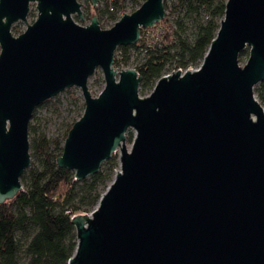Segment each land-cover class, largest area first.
<instances>
[{
	"label": "water",
	"instance_id": "95a60500",
	"mask_svg": "<svg viewBox=\"0 0 264 264\" xmlns=\"http://www.w3.org/2000/svg\"><path fill=\"white\" fill-rule=\"evenodd\" d=\"M86 1L96 9L100 0ZM75 16L84 20L79 0H0V206L23 191L35 110L79 88L85 111L57 166L83 181L121 155L97 208L72 219L68 264H264V109L255 98L264 0H227L201 66L162 77L146 97L139 73L116 70L115 56L165 19L164 0L145 1L109 30ZM19 22L27 29L15 37ZM99 69L105 88L93 97Z\"/></svg>",
	"mask_w": 264,
	"mask_h": 264
},
{
	"label": "trees",
	"instance_id": "16d2710c",
	"mask_svg": "<svg viewBox=\"0 0 264 264\" xmlns=\"http://www.w3.org/2000/svg\"><path fill=\"white\" fill-rule=\"evenodd\" d=\"M103 1L93 11L87 2L86 20L96 16L99 23L106 17L118 22L124 15V0ZM145 1L134 0L133 12ZM226 3L227 0H164L165 11L174 19L166 15L154 28L141 31L137 45L120 47L115 69L122 71L135 64L134 69L142 77V97L151 94L162 77L198 69L220 29ZM162 25L166 27L156 41L144 37L145 32ZM255 95L264 103V82L256 86ZM51 102L38 107L30 123L32 165L22 177L23 191L0 206V264H68L78 243L73 217L90 214L97 208L118 167L112 158L104 164L106 168L83 181L75 180L74 172L59 168L57 159L77 121L67 126L61 140L50 139L36 122L35 114ZM73 102L80 119L85 105L77 97H73Z\"/></svg>",
	"mask_w": 264,
	"mask_h": 264
},
{
	"label": "rangeland",
	"instance_id": "374dc122",
	"mask_svg": "<svg viewBox=\"0 0 264 264\" xmlns=\"http://www.w3.org/2000/svg\"><path fill=\"white\" fill-rule=\"evenodd\" d=\"M134 0H124L125 2V11L124 14H131L134 11ZM79 2L82 4V10H83V16L85 22L79 21V19L75 16L74 19L75 21L81 25V26H87L91 23V21L86 20V13L85 9L87 7V2L86 0H79ZM103 0H100L99 3L103 5ZM95 9L93 5L91 6V10ZM93 11V10H92ZM170 12H166V15H168L169 19L172 20L174 19V16H169ZM123 16V15H122ZM38 17V13L36 10V5L33 4L31 5V11L27 19V23L29 25H32ZM115 23L113 21H110L106 18L102 20L100 23V26L103 30H109L111 29ZM166 27L165 25H162L161 28L159 29H153L150 31L145 32V36L151 40L156 41L158 37L163 33V29ZM27 29V25L23 22H19L15 24L12 28L13 35L15 37L23 34ZM249 58V49L245 51V54L240 57V65L244 67L248 61ZM134 60V59H133ZM135 64L130 67V69H134ZM195 70V69H192ZM89 90L93 97H98L99 94L103 91L105 88V80H104V75L103 72L99 69L95 73L93 77L89 79ZM150 95V94H149ZM141 96V95H140ZM73 97H77L80 99V104L84 105V99L82 96V91L79 88H72L69 90H66L59 96L55 97L52 99L51 103L47 106H45L43 109H38V112L35 114L36 116V122L42 127V129L45 131L47 136L50 139H62L63 135L67 129L68 125H72L75 121H78L79 119V110L78 107L74 104L73 102ZM142 97V96H141ZM146 97V96H145ZM255 98L257 101L261 104V106L264 109V103H261L257 96L255 95ZM132 136V140H130V137ZM135 139V132L133 130H129L126 136V142L125 146L128 151H131L133 142ZM120 155H121V150L119 149L117 151V154L113 155V158L116 160V163L118 167L114 170L113 174V180L117 174V172L120 171ZM105 164V163H104ZM104 168H106L105 166ZM102 169V168H101ZM29 171V170H28ZM110 186V184H109ZM82 215V214H80Z\"/></svg>",
	"mask_w": 264,
	"mask_h": 264
},
{
	"label": "built area",
	"instance_id": "2783aa9c",
	"mask_svg": "<svg viewBox=\"0 0 264 264\" xmlns=\"http://www.w3.org/2000/svg\"><path fill=\"white\" fill-rule=\"evenodd\" d=\"M182 72V71H181ZM184 73V72H183Z\"/></svg>",
	"mask_w": 264,
	"mask_h": 264
}]
</instances>
